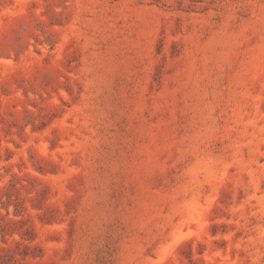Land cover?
<instances>
[{
  "label": "rangeland",
  "instance_id": "374dc122",
  "mask_svg": "<svg viewBox=\"0 0 264 264\" xmlns=\"http://www.w3.org/2000/svg\"><path fill=\"white\" fill-rule=\"evenodd\" d=\"M0 264H264V0H0Z\"/></svg>",
  "mask_w": 264,
  "mask_h": 264
}]
</instances>
